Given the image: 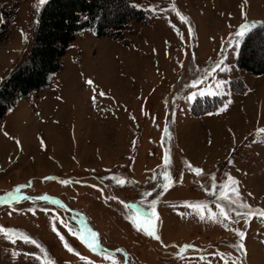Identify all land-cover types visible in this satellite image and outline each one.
Masks as SVG:
<instances>
[{
	"label": "rangeland",
	"instance_id": "374dc122",
	"mask_svg": "<svg viewBox=\"0 0 264 264\" xmlns=\"http://www.w3.org/2000/svg\"><path fill=\"white\" fill-rule=\"evenodd\" d=\"M47 1L0 0V87ZM146 1L150 23L126 44L81 31L47 87L2 117L0 264H264V75L237 67L264 0Z\"/></svg>",
	"mask_w": 264,
	"mask_h": 264
},
{
	"label": "trees",
	"instance_id": "16d2710c",
	"mask_svg": "<svg viewBox=\"0 0 264 264\" xmlns=\"http://www.w3.org/2000/svg\"><path fill=\"white\" fill-rule=\"evenodd\" d=\"M146 4V0H48L26 59L0 87V121L21 99L46 88L49 76L61 69L62 57L79 32L88 30L96 38L126 44L134 32L133 24L143 27L150 23ZM5 21L0 35L7 38L10 22ZM254 42L264 46V22L256 23L244 37L237 58L240 71L260 76L264 75V56L259 58L249 51ZM213 99L219 102V98ZM197 104L202 106L200 100Z\"/></svg>",
	"mask_w": 264,
	"mask_h": 264
},
{
	"label": "snow or ice",
	"instance_id": "6c2138e0",
	"mask_svg": "<svg viewBox=\"0 0 264 264\" xmlns=\"http://www.w3.org/2000/svg\"><path fill=\"white\" fill-rule=\"evenodd\" d=\"M40 2H41V4H43V3L45 2V0H40ZM133 6L138 7V5H133ZM177 14L179 15V13H177ZM248 29H249V25H248V24H246V23H245V24H241V25H240V30L236 33V36L242 38V37L245 35V32H246ZM229 43L231 44V41H229ZM222 63H223L222 61H221L220 63H217V64L214 65L209 71H210L211 73H214L217 69H220L221 71L225 70V69L222 67ZM200 79L203 80L204 77H201ZM87 83L92 84L93 82H92L91 80H88ZM196 83H197V81L194 80V81H193V85L195 86ZM221 85H222V82L217 80V81H216V84H215V87H216V88H219ZM100 94H101V95H104V93H100ZM207 94H208V95H212V94H214V93H212L211 91H209ZM199 95H200V96H203V95H205V92H204V91H199ZM195 96H196V93H193V95L190 96L189 99H194ZM226 107H227V105H225L224 108H221L220 111H224V109H225ZM165 132H166V133L168 132V129H167V128H165ZM17 143H19V141H17ZM210 143H211V141H209V144H210ZM43 144H44V141L41 139V146H43ZM169 157H170V150L166 151V152H165V155H164V161H165L166 164L170 163ZM232 162H233V161H231V160L229 161V163H232ZM189 168H190L192 171H194L195 173H197V174H199V173L202 172V169H201V168H199V167L192 168V166H191L190 164H189ZM214 179H215V178H214ZM228 179L232 181V184H233L234 186L237 185V184L239 183L238 181L234 180L231 176H229ZM62 183L67 184V183H69V181H68V180H64V181H62ZM120 183H123V181H120ZM165 187H167V185H165ZM17 191H18V190H17ZM250 195H251V194H250ZM8 199H15V194L10 193L9 196H8ZM44 199L46 200L47 197H44ZM112 199H115V197H113ZM228 199H229L230 202H234V201L231 200L230 197H229ZM56 203H58V201H56ZM152 203H153V205H155L156 201L153 200ZM217 207H220V205H217ZM30 210H31V209H30ZM222 211H223V209H222ZM248 214H251V212H249ZM200 218H201V220L204 219L203 216H201ZM132 223H133V227H137V226H136V222H135L134 219H133ZM70 230H71V229H70ZM0 231H4V229H3V228H0ZM9 231L11 232L12 230L9 229ZM52 231L56 232V235L59 236V238H60L61 241H64V236L60 235V233L56 231L55 226L52 227ZM137 231H143V233H144L146 236L151 237V238H154V239L157 240V241H161V243L163 242V241L161 240L160 235H157V234L155 233V231H153V230H149V229H141V228L137 227ZM236 231H237V235L239 236V238L241 239V241H243V239H244V237H245V233H244L243 231L239 230V229H237ZM93 236H95V233H93ZM23 238H24L25 240H29V239H30L28 236H24ZM31 242H32L33 244H36V243H37L35 240H32ZM84 243H85V244H88V246L91 247L93 251H96V248L92 247L91 241L85 239V240H84ZM64 246L67 248V250H68L69 252H73V251H74L73 248L69 247L67 243H65ZM237 247H238V248L240 249V251H241V256H246V250H245V249H246V245H245L244 243H240ZM77 255H78V253H77ZM81 259H84V257H81ZM232 264H237V261H236V260L232 261ZM241 264H242V262H241Z\"/></svg>",
	"mask_w": 264,
	"mask_h": 264
}]
</instances>
